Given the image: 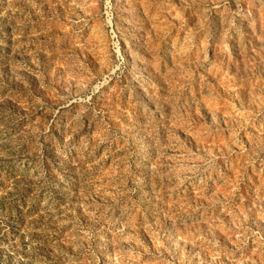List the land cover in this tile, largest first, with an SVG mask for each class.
<instances>
[{
	"label": "rangeland",
	"instance_id": "1",
	"mask_svg": "<svg viewBox=\"0 0 264 264\" xmlns=\"http://www.w3.org/2000/svg\"><path fill=\"white\" fill-rule=\"evenodd\" d=\"M0 264H264V0H0Z\"/></svg>",
	"mask_w": 264,
	"mask_h": 264
}]
</instances>
